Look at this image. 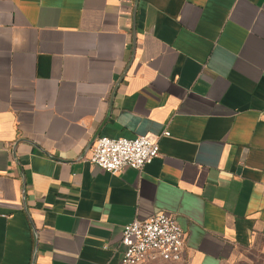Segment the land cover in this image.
<instances>
[{
	"label": "crops",
	"instance_id": "1",
	"mask_svg": "<svg viewBox=\"0 0 264 264\" xmlns=\"http://www.w3.org/2000/svg\"><path fill=\"white\" fill-rule=\"evenodd\" d=\"M141 136L142 171L79 159ZM163 212L182 264L264 242V0H0V264H120Z\"/></svg>",
	"mask_w": 264,
	"mask_h": 264
},
{
	"label": "built area",
	"instance_id": "2",
	"mask_svg": "<svg viewBox=\"0 0 264 264\" xmlns=\"http://www.w3.org/2000/svg\"><path fill=\"white\" fill-rule=\"evenodd\" d=\"M164 136H170L168 132ZM157 140L102 137L89 151V162L104 172L117 175L126 169L142 171L159 156ZM186 233L172 214L163 212L134 220L122 231L120 264H148L159 261L182 263Z\"/></svg>",
	"mask_w": 264,
	"mask_h": 264
},
{
	"label": "rangeland",
	"instance_id": "3",
	"mask_svg": "<svg viewBox=\"0 0 264 264\" xmlns=\"http://www.w3.org/2000/svg\"><path fill=\"white\" fill-rule=\"evenodd\" d=\"M148 264H182V263H166V262H151ZM232 264H264V242L254 249L244 251Z\"/></svg>",
	"mask_w": 264,
	"mask_h": 264
},
{
	"label": "water",
	"instance_id": "4",
	"mask_svg": "<svg viewBox=\"0 0 264 264\" xmlns=\"http://www.w3.org/2000/svg\"><path fill=\"white\" fill-rule=\"evenodd\" d=\"M138 0H136L137 3ZM96 139H93L86 147V149L84 150L83 154L79 157L80 160H83L87 154L89 153L91 147L93 146V144L95 143ZM24 208L25 211H27V206H26V195L24 194ZM33 235H34V240H35V249H34V258L36 257V253H37V244H38V235H37V230L35 229V227H33ZM33 264H35V262L33 261Z\"/></svg>",
	"mask_w": 264,
	"mask_h": 264
}]
</instances>
